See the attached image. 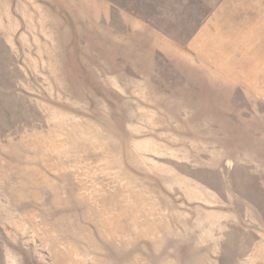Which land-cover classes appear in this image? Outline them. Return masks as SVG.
<instances>
[{
    "label": "rangeland",
    "instance_id": "rangeland-1",
    "mask_svg": "<svg viewBox=\"0 0 264 264\" xmlns=\"http://www.w3.org/2000/svg\"><path fill=\"white\" fill-rule=\"evenodd\" d=\"M0 264H264V0H0Z\"/></svg>",
    "mask_w": 264,
    "mask_h": 264
}]
</instances>
